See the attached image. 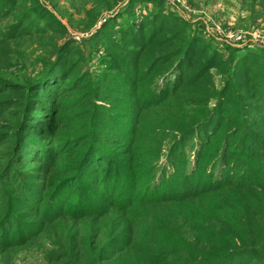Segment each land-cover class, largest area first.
<instances>
[{
  "label": "trees",
  "instance_id": "obj_1",
  "mask_svg": "<svg viewBox=\"0 0 264 264\" xmlns=\"http://www.w3.org/2000/svg\"><path fill=\"white\" fill-rule=\"evenodd\" d=\"M89 1L74 39L43 1L0 0V253L264 264V54H222L161 3L116 26L144 0ZM28 37L33 76L11 70Z\"/></svg>",
  "mask_w": 264,
  "mask_h": 264
},
{
  "label": "rangeland",
  "instance_id": "obj_2",
  "mask_svg": "<svg viewBox=\"0 0 264 264\" xmlns=\"http://www.w3.org/2000/svg\"><path fill=\"white\" fill-rule=\"evenodd\" d=\"M41 1L55 12L72 38L79 39L84 34H88L81 30L88 21L86 11L92 7L89 0ZM159 1L156 3L147 0L136 2L130 8V12L121 14V16L112 20L111 23H114L116 26L117 24L125 26L132 24L141 16L152 12L156 4L160 6L161 3L165 7L174 9L189 18L192 21L191 23L199 30L198 34L205 40L213 43L222 54H226L229 47L233 48V50L236 49L235 51H237L239 57L247 51L264 54V11H261L263 7L260 4H258V11L254 10L253 13L248 15L247 13L241 14L239 6H232L230 4L225 7L218 6L216 3L218 0ZM115 9L117 11V8ZM103 16L105 18L112 17L114 16V11L105 12ZM102 21L103 19H100L97 24ZM11 23L12 14H9L0 19V29L5 28ZM45 39L40 40L36 37H28L19 38L14 41L15 50L20 53L21 57L11 67V70L16 74L18 73V75L32 72L30 76H33L34 73H38L42 63L38 64L37 62L39 57L42 56L41 48L46 43ZM216 82L218 86L222 85V79L218 75ZM47 246V241L45 242L43 238H40L36 242L27 244L12 256H5L0 253V264H53L46 261L45 250Z\"/></svg>",
  "mask_w": 264,
  "mask_h": 264
},
{
  "label": "crops",
  "instance_id": "obj_3",
  "mask_svg": "<svg viewBox=\"0 0 264 264\" xmlns=\"http://www.w3.org/2000/svg\"><path fill=\"white\" fill-rule=\"evenodd\" d=\"M216 3L218 6H223V7L229 4L232 6H239L241 8L240 10L241 14L247 13L249 15L250 13H253L254 10L258 11L259 10L258 4H260V6L263 7L261 11H264V0H218ZM243 6L245 7V9Z\"/></svg>",
  "mask_w": 264,
  "mask_h": 264
}]
</instances>
